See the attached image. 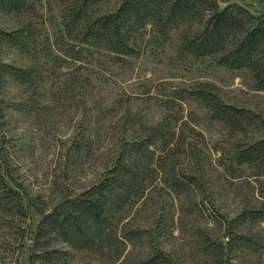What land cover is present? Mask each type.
<instances>
[{
  "label": "rangeland",
  "instance_id": "374dc122",
  "mask_svg": "<svg viewBox=\"0 0 264 264\" xmlns=\"http://www.w3.org/2000/svg\"><path fill=\"white\" fill-rule=\"evenodd\" d=\"M121 2L104 0L90 11L93 16L112 13ZM228 4L264 16V0H220V7ZM22 7L0 11V31L30 32L28 52L2 44L0 63L33 72L32 85L0 80V169L22 202V214L0 210V264H120L130 259L132 247L126 244L113 257L98 249L71 250L65 260L46 262L38 257L35 232L41 213L102 176L123 136L164 121L187 149L193 147L202 187L178 195L155 174L146 182V195L123 213L122 223L145 228L160 217L169 230L161 238L164 249L183 264H201L197 242L206 238L203 227L213 223L184 211L198 204L229 220L244 208H264V174L229 159L236 144L264 135V91L256 90L245 72L222 67L212 57L181 54L179 30L162 38L147 25L134 36V54L118 57L69 38L67 0H25ZM198 88L253 112L262 127L247 135L225 128L187 92ZM80 139L92 142V152L74 160L71 146ZM152 148L156 156L162 149L160 143ZM177 159L178 168L189 163L182 155ZM251 230L264 238V222ZM219 236L225 237L223 232ZM232 258L235 264H264V247Z\"/></svg>",
  "mask_w": 264,
  "mask_h": 264
},
{
  "label": "trees",
  "instance_id": "16d2710c",
  "mask_svg": "<svg viewBox=\"0 0 264 264\" xmlns=\"http://www.w3.org/2000/svg\"><path fill=\"white\" fill-rule=\"evenodd\" d=\"M24 1L0 0V11H20ZM102 1L67 0L65 29L72 41L128 57L134 54V36L147 25L162 38L179 30L181 54L212 57L222 67L245 72L254 88L264 91V16H255L236 4L220 7V0H122L116 11L93 16L91 7ZM29 34L27 29L12 33L0 31V46L16 47L27 53ZM31 70L0 63V80L7 78L32 85ZM187 92L207 109L212 120L237 134L247 135L263 125L253 112L225 104L208 89ZM170 126L164 121L155 126L138 127L135 133L123 136L99 179L79 194L63 197L49 212L41 213L34 240L35 248L41 252L38 257L46 262H60L71 250L92 249L113 257L119 245L129 244L131 258L120 264H183L163 247L161 238L169 230L161 225L160 217H153L156 219L148 221L145 228L121 220L123 213L136 207L146 195V182L155 174L164 177V184L178 195L202 187L198 156L193 147L186 148L184 139L175 138ZM158 143L162 149L156 156L152 147ZM71 150L74 160L79 159V154L91 155L92 142L80 139L72 144ZM181 155L189 163L178 168L177 158ZM229 159L238 166L253 167L264 174V135L236 144ZM0 210L22 214L21 196L7 184L1 169ZM184 213L190 217L208 216V221L213 223L212 228L203 227L206 238L197 242L200 253L197 258L203 264H235L233 253H256L264 247V238L251 230L252 225L264 222L262 207L244 208L229 220L201 209L198 204ZM221 232L225 237L219 236ZM134 249L136 254H132Z\"/></svg>",
  "mask_w": 264,
  "mask_h": 264
}]
</instances>
